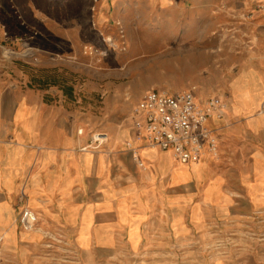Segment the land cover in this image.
<instances>
[{
    "label": "crops",
    "instance_id": "crops-1",
    "mask_svg": "<svg viewBox=\"0 0 264 264\" xmlns=\"http://www.w3.org/2000/svg\"><path fill=\"white\" fill-rule=\"evenodd\" d=\"M96 5L99 21L116 38L120 31L133 39L140 24H153V37L163 45L179 40L181 69L215 72L200 81L205 89H197V97L203 102L220 95L231 103L223 118L208 123L218 151L206 146L198 161L180 163L171 150L136 139L130 116L126 126L101 130L109 134L103 146L83 151L90 136L77 133L86 117L78 115L74 95L0 73V233L6 260L264 264V110L258 111L264 102V8L251 0ZM238 88L249 91L248 99H239ZM130 140L144 168L126 147ZM24 206L41 215L39 230L21 229ZM47 241L69 248L70 257H48Z\"/></svg>",
    "mask_w": 264,
    "mask_h": 264
},
{
    "label": "rangeland",
    "instance_id": "rangeland-1",
    "mask_svg": "<svg viewBox=\"0 0 264 264\" xmlns=\"http://www.w3.org/2000/svg\"><path fill=\"white\" fill-rule=\"evenodd\" d=\"M64 1L0 0V73L74 95L78 115L86 117L79 124L86 136L110 125L126 126L140 90L173 93L198 84L202 92L200 81L215 73L181 69L185 57L179 40L163 45L153 37V24H140L133 39L120 31L116 38L99 21L97 0ZM248 94L238 88L239 99L245 101ZM221 98L229 108L228 99ZM263 110L264 102L258 105ZM68 249L46 247L47 256L70 257Z\"/></svg>",
    "mask_w": 264,
    "mask_h": 264
},
{
    "label": "built area",
    "instance_id": "built-area-1",
    "mask_svg": "<svg viewBox=\"0 0 264 264\" xmlns=\"http://www.w3.org/2000/svg\"><path fill=\"white\" fill-rule=\"evenodd\" d=\"M259 8H264V0H251ZM228 109L227 102L217 95L209 96L205 101L197 97V88L168 92L152 89L147 91L131 109L130 120L135 129V138L144 140L149 146L162 150H171L176 159L183 164L198 161L206 146L216 154L218 136L209 127L210 119H221ZM78 135L86 136L85 126L77 130ZM109 140V134L102 131L90 132L89 144L83 151L99 148ZM126 147L142 168L145 162L140 149L133 141H127ZM18 222L23 231H37L41 228V215L29 206L19 212ZM46 237L50 232L44 230ZM5 236L0 233V264H9L4 251ZM46 247L54 248L52 241Z\"/></svg>",
    "mask_w": 264,
    "mask_h": 264
}]
</instances>
